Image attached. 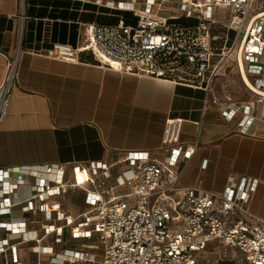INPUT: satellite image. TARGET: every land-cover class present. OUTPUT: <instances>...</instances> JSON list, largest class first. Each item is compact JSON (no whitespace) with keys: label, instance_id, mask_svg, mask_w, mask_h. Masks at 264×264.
<instances>
[{"label":"built area","instance_id":"obj_1","mask_svg":"<svg viewBox=\"0 0 264 264\" xmlns=\"http://www.w3.org/2000/svg\"><path fill=\"white\" fill-rule=\"evenodd\" d=\"M99 1L113 9L130 11L135 22L128 23L123 17L115 24L89 22L82 46L53 42L41 53L80 63L81 53L89 52L101 66L121 73L202 88L210 87L216 77L225 73L227 62L234 61L247 88L262 96L264 10H253L254 0ZM166 3L177 11L161 14L159 11ZM215 6L231 12L227 28L234 35L229 39L227 34L222 46L217 45L219 36L212 30ZM16 72L17 55L9 61L0 84V126L8 113ZM252 109V104L245 103L224 108L222 114L228 120L237 117L239 128L246 131L255 119ZM182 125L183 119L179 117L165 121L164 162L153 159L147 150H129L127 167L115 177V186L109 188L106 179L111 173L101 161L1 169L0 216L21 205L34 214L43 212L44 219L40 224L42 234L29 229L24 216L0 220V232L5 233L0 237V254L8 252L15 264H25L18 257V250L24 247L29 253L48 257L46 262L38 260L31 264L94 262V243L69 253L55 252L51 245L42 243L52 234L56 242L61 241L64 228L69 227L73 237H97L102 248L99 264H197L204 246L211 242L237 250L248 264H264V218L247 205L257 180L230 174L221 192L180 185L185 162L178 166L177 159L182 154L190 159L197 146L196 142L181 141ZM78 173L83 176L81 181ZM28 178L33 180L32 194L22 199L16 189L26 184ZM68 186L85 191L88 208L78 217L64 214L52 202ZM116 187L128 191H110ZM59 221L61 224H57ZM15 235L20 236L18 241L12 239Z\"/></svg>","mask_w":264,"mask_h":264},{"label":"crops","instance_id":"obj_2","mask_svg":"<svg viewBox=\"0 0 264 264\" xmlns=\"http://www.w3.org/2000/svg\"><path fill=\"white\" fill-rule=\"evenodd\" d=\"M121 17L128 23L135 22L130 11L110 8L99 0H0V84L9 61L17 55L12 98L0 126V170L67 161L82 164L101 161L111 173L106 179L109 188L115 186V177L127 167L129 150H147L153 159L165 161L164 124L168 118L179 117L183 119L181 141L197 143L190 159L183 154L177 159L178 166L185 162L179 184L221 192L230 174L253 177L257 187L247 205L264 218L261 95L249 88L236 89L225 73L216 77L210 87L202 88L121 73L101 66L89 52L81 53L80 63L64 62L41 53L53 42L82 46L89 22L115 24ZM245 103L252 104L255 119L242 131L238 118L228 120L222 110ZM68 175L71 177V172ZM77 178L81 181L82 174L78 173ZM32 183L28 178L26 184L17 187L20 198L32 194ZM110 191L122 194L128 189L116 187ZM52 202L73 217L88 208L85 191L79 187H65ZM14 216L26 217L29 229L42 234L43 212L34 214L16 205L0 220L8 221ZM4 235L1 231L0 237ZM54 238L55 234L47 236L42 243L59 253L95 244L94 262L78 260L65 264H94L102 259V248L95 235L76 238L65 227L61 241ZM12 239L18 241L20 236ZM18 257L25 264L46 262L48 258L29 253L24 247L18 250ZM0 264L15 263L7 252L0 254Z\"/></svg>","mask_w":264,"mask_h":264},{"label":"rangeland","instance_id":"obj_3","mask_svg":"<svg viewBox=\"0 0 264 264\" xmlns=\"http://www.w3.org/2000/svg\"><path fill=\"white\" fill-rule=\"evenodd\" d=\"M264 8V0H254L253 2V10L258 11ZM177 9L175 6L170 4H165L163 9H161L160 13L163 15H168L171 12H176ZM213 16L215 23L213 24L212 30L214 34L219 36L217 41L218 46H222L224 43L225 36L228 34L229 39L234 35V32L227 28L228 19L231 16V12L229 9L224 7H213ZM230 40L227 42V47L229 45ZM225 76L230 78L234 82V87L236 89L247 88V86L242 81V77L238 72V67L234 61H228L226 64ZM263 89V88H262ZM247 97L248 94L245 93ZM241 96V95H240ZM262 101H264V96H262ZM264 104H262L263 106ZM98 264L99 260L96 261ZM92 264V263H91ZM197 264H248L243 255L237 250L227 247L223 244L217 242L207 243L204 246V249L198 256Z\"/></svg>","mask_w":264,"mask_h":264},{"label":"bare ground","instance_id":"obj_4","mask_svg":"<svg viewBox=\"0 0 264 264\" xmlns=\"http://www.w3.org/2000/svg\"><path fill=\"white\" fill-rule=\"evenodd\" d=\"M108 2L111 3V0H109ZM244 77H245L246 81L250 84V82H249L248 79L246 78L245 74H244ZM261 92H262V96H264V90H263V89L261 90Z\"/></svg>","mask_w":264,"mask_h":264},{"label":"trees","instance_id":"obj_5","mask_svg":"<svg viewBox=\"0 0 264 264\" xmlns=\"http://www.w3.org/2000/svg\"><path fill=\"white\" fill-rule=\"evenodd\" d=\"M264 9V8H263ZM121 11H124V10H121ZM132 16H133V14H132ZM135 18V17H134Z\"/></svg>","mask_w":264,"mask_h":264}]
</instances>
